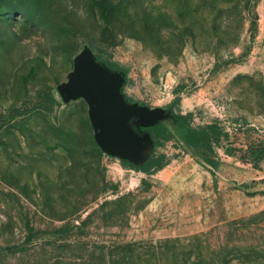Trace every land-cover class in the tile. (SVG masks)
<instances>
[{"label":"rangeland","instance_id":"rangeland-1","mask_svg":"<svg viewBox=\"0 0 264 264\" xmlns=\"http://www.w3.org/2000/svg\"><path fill=\"white\" fill-rule=\"evenodd\" d=\"M85 46L212 149L104 153L56 88ZM0 264H264V0H0Z\"/></svg>","mask_w":264,"mask_h":264},{"label":"water","instance_id":"water-1","mask_svg":"<svg viewBox=\"0 0 264 264\" xmlns=\"http://www.w3.org/2000/svg\"><path fill=\"white\" fill-rule=\"evenodd\" d=\"M124 75L97 61L85 46L73 58L67 79L56 88L63 102L83 99L97 146L109 155L141 163L146 134H138L130 120L137 118L140 126H150L164 118L163 108L127 102L122 93Z\"/></svg>","mask_w":264,"mask_h":264},{"label":"trees","instance_id":"trees-1","mask_svg":"<svg viewBox=\"0 0 264 264\" xmlns=\"http://www.w3.org/2000/svg\"><path fill=\"white\" fill-rule=\"evenodd\" d=\"M99 60L97 57L95 58ZM111 70H118L114 64H108ZM127 101V99H126ZM128 102V101H127ZM162 108V107H161ZM164 118L156 120L152 125L144 129V134L151 139V142H157L161 139L169 137L176 138L186 149L190 150L192 154L195 153L198 147H205L212 149L213 141L218 140V126L209 124L206 130L198 132L190 125V113H179L173 110V101L163 108ZM165 156L160 154L156 157L149 158L142 163H133L122 159L124 164H127L135 169L145 173H152L161 168Z\"/></svg>","mask_w":264,"mask_h":264},{"label":"flooded vegetation","instance_id":"flooded-vegetation-1","mask_svg":"<svg viewBox=\"0 0 264 264\" xmlns=\"http://www.w3.org/2000/svg\"><path fill=\"white\" fill-rule=\"evenodd\" d=\"M162 108H164V107H162ZM130 123H131V126L134 128V130H135L138 134H141V135L144 134V129H145L146 127H144V126H140L137 118H132V119L130 120Z\"/></svg>","mask_w":264,"mask_h":264}]
</instances>
